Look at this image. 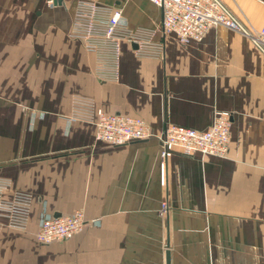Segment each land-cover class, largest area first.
Returning a JSON list of instances; mask_svg holds the SVG:
<instances>
[{
  "label": "crops",
  "instance_id": "obj_1",
  "mask_svg": "<svg viewBox=\"0 0 264 264\" xmlns=\"http://www.w3.org/2000/svg\"><path fill=\"white\" fill-rule=\"evenodd\" d=\"M78 1L0 0L1 196L31 197L24 229L0 215V264H166L167 252L169 264H264V53L222 25L181 43L149 0H91L164 45L141 57L121 39L118 79L102 82L69 35ZM223 1L248 27L264 23V0ZM73 94L142 117L150 136L95 139L94 123L70 116ZM219 110L231 113L226 156L177 151L163 180L164 125L205 129ZM75 210L85 218L75 235L36 240L42 220Z\"/></svg>",
  "mask_w": 264,
  "mask_h": 264
},
{
  "label": "built area",
  "instance_id": "obj_2",
  "mask_svg": "<svg viewBox=\"0 0 264 264\" xmlns=\"http://www.w3.org/2000/svg\"><path fill=\"white\" fill-rule=\"evenodd\" d=\"M52 1V0H48ZM161 9L163 32L173 33L179 42L199 41L209 27L222 25L250 36L264 53V23L258 28L248 27L223 0H149ZM117 7L91 0H80L74 9L69 35L82 40L86 51L93 55V75L102 82L117 81L120 40L135 44L133 52L141 57H161L164 45L153 40L151 29H130L119 21ZM70 116L94 123L95 139L113 145L146 139L150 136L147 122L139 116L105 113L94 100L83 94H73L70 99ZM231 113L215 112L212 123L205 129H195L166 123L160 137L159 166L164 180L168 158L175 152L184 155L203 153L226 156L230 142ZM8 180L0 178V215L8 225L24 229L30 208V195L16 191L9 199L1 196ZM167 211L165 200L159 214ZM85 224L84 214L75 210L67 215L54 216L41 221L35 238L40 243L69 239Z\"/></svg>",
  "mask_w": 264,
  "mask_h": 264
},
{
  "label": "water",
  "instance_id": "obj_3",
  "mask_svg": "<svg viewBox=\"0 0 264 264\" xmlns=\"http://www.w3.org/2000/svg\"><path fill=\"white\" fill-rule=\"evenodd\" d=\"M60 1V0H58ZM133 47H135V44H132ZM166 264H169V256H168V252L166 253Z\"/></svg>",
  "mask_w": 264,
  "mask_h": 264
}]
</instances>
